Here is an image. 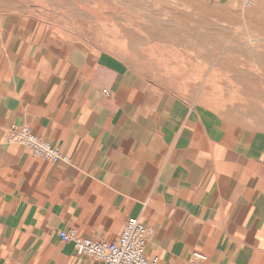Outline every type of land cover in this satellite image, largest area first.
Returning a JSON list of instances; mask_svg holds the SVG:
<instances>
[{
    "label": "crops",
    "instance_id": "0c3cea01",
    "mask_svg": "<svg viewBox=\"0 0 264 264\" xmlns=\"http://www.w3.org/2000/svg\"><path fill=\"white\" fill-rule=\"evenodd\" d=\"M12 125L71 165L6 143ZM131 218L158 264H264V132L165 110L112 53L60 52L0 18V264H102L59 233L110 243Z\"/></svg>",
    "mask_w": 264,
    "mask_h": 264
},
{
    "label": "rangeland",
    "instance_id": "374dc122",
    "mask_svg": "<svg viewBox=\"0 0 264 264\" xmlns=\"http://www.w3.org/2000/svg\"><path fill=\"white\" fill-rule=\"evenodd\" d=\"M2 17L60 52L112 53L165 110L264 132V0H0Z\"/></svg>",
    "mask_w": 264,
    "mask_h": 264
},
{
    "label": "built area",
    "instance_id": "2783aa9c",
    "mask_svg": "<svg viewBox=\"0 0 264 264\" xmlns=\"http://www.w3.org/2000/svg\"><path fill=\"white\" fill-rule=\"evenodd\" d=\"M242 7L250 8L260 0H237ZM107 95L106 91H103ZM5 142L18 144L36 159L51 164L71 165V159L59 149L34 135L27 125H12L6 134ZM151 231L138 218H131L123 226L120 234L110 243L78 236L74 230L60 232L62 243H70L74 253L102 264H158L156 258L144 254ZM206 257L198 252L191 254L189 264H201Z\"/></svg>",
    "mask_w": 264,
    "mask_h": 264
}]
</instances>
